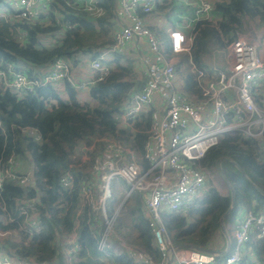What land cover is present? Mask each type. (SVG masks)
<instances>
[{"label":"built area","instance_id":"obj_1","mask_svg":"<svg viewBox=\"0 0 264 264\" xmlns=\"http://www.w3.org/2000/svg\"><path fill=\"white\" fill-rule=\"evenodd\" d=\"M103 1L2 0L0 19L7 22H36L48 16L52 4L56 6L63 3L85 12L95 20L106 13ZM112 1L114 20L118 26L112 32L111 45L99 50L98 56L91 58V77L88 80L74 81L71 64L62 57L53 59L43 71L34 74H28V67L0 61V87L25 94L34 93L37 87L66 80L77 90L89 88L110 74L109 54H122L128 44L145 39L148 53L140 54V58L143 63L142 75L146 81L140 89L129 93L120 107L118 119L122 127L131 129L136 119L149 107L151 118L144 131L147 134L143 151L146 166H140L133 155L129 160L119 163L97 156L92 168L100 179L98 199L91 186L82 185L80 188L82 201L89 204L103 221L97 249L105 256L112 254L110 234H114L113 226L119 213L116 210L108 215L106 202L112 196L111 180L119 178L128 189L124 199L133 192L139 196L142 214L160 253V260L153 262L138 247L131 248L128 253L135 264H166L167 261H170L169 264H247L244 259H255V255L246 249V245L252 237L264 238L263 212L238 209L233 218L226 221L229 248L223 252L225 246L221 250L214 246L208 247L215 250L213 253L174 244L162 221V214L186 213L205 193L208 178L215 176L222 181L216 167L206 168L199 164L208 149L217 145L222 136L240 132L257 141L262 140L264 58L255 43L238 36L228 45L229 62L225 69L213 67L208 70L196 66L190 58L193 40L191 30L198 20L212 19L213 5L211 0H192L193 15L184 25L190 31H168L170 52L173 55L183 52L189 55L188 69L193 86L183 92L176 85L175 64L162 54L160 39L144 22V15L152 13L160 0ZM62 20L63 16L58 14L55 24L62 25L63 29L71 28L68 21ZM20 34L24 35V32ZM20 130L23 135L41 142L36 128L20 127ZM106 149L113 150L117 156H122L124 151L123 146L113 142H108ZM32 176L33 167L25 158L11 154L6 160L0 161V264H48L18 255L16 248L5 242L19 239L27 244L33 234L43 228L35 199L23 197L17 201L14 216L7 209L2 195L6 181L14 182L26 190L32 183ZM71 180L72 176L65 174L61 176L60 184L68 187ZM79 248L75 242L70 253L77 252ZM114 253L118 255L121 251L115 250ZM260 264H264V256Z\"/></svg>","mask_w":264,"mask_h":264},{"label":"trees","instance_id":"obj_2","mask_svg":"<svg viewBox=\"0 0 264 264\" xmlns=\"http://www.w3.org/2000/svg\"><path fill=\"white\" fill-rule=\"evenodd\" d=\"M112 2L103 1L106 13L95 20L85 12L63 3L56 6L52 4L48 16L36 22H7L0 19V61L28 66V74H34L43 71L57 57L75 63L77 56L84 52L89 53L91 58L98 56L97 49L109 44L98 40L112 30ZM212 5V19L198 20L191 30L193 40L190 58L200 68L204 66L209 43L214 42L218 46L230 43L243 30L245 18L264 25V0H212ZM58 14L63 16L62 21L72 25L71 28L63 29L62 25L55 24ZM60 31L63 34L54 44L45 46L41 42L43 36ZM157 33L162 51L169 54L165 36L159 31ZM127 61V66L117 63V70L112 69L107 78L88 88L92 104L79 102L76 89L66 80L62 82L61 89L51 83L37 87L34 93L25 94L0 87V161L13 154L17 158H27L33 167L32 183L26 190L14 182L6 181L2 195L7 209L14 216L17 201L23 197L35 199L43 225L42 230L33 234L27 244L19 239L5 241L6 245L16 248L18 255L30 257L37 263L68 264L65 253L55 243L56 237L59 234L70 236L77 233L76 243L80 248L74 253H78L79 258L94 264L93 259L104 256L97 249L103 221L89 204L82 201L80 188L82 185L91 186L98 199L100 179L91 168L95 158L106 151V143L110 139L129 146L139 157L141 166H146L143 151L147 134L144 131L149 126L150 113L141 116V120L134 125V131L118 127L120 107L129 93L142 85V81L131 78L133 66L131 59ZM181 76H185L187 83L192 81L190 73ZM20 127L36 128L41 142L23 135ZM84 140L89 146L84 151L86 159L81 165H73L72 157L77 149H82ZM220 157L230 158L244 171L242 174L231 161L222 160L220 163L226 180L235 191L233 209L224 221H230L239 208L264 213V197L253 186L264 190V132L261 141L240 132L224 135L217 145L208 149L199 164L213 168ZM125 159L129 160V157ZM65 174L72 176L68 187L60 184V178ZM117 184L127 187L122 179L111 180L112 196L106 202L108 215H112L118 205L115 196ZM229 205L230 192L222 194L214 185H209L203 196L186 213L164 212L162 221L174 244L208 248L212 247V238L220 230V218ZM129 207L135 229V235L129 243L148 254L153 262L159 261L160 253L142 214L139 196L133 198ZM121 226L123 223L117 218L114 228L118 230ZM246 249L254 253L255 259L262 260L264 238L252 237ZM108 259L110 264H135L125 252L111 255ZM255 259L244 260L247 264H253Z\"/></svg>","mask_w":264,"mask_h":264},{"label":"crops","instance_id":"obj_3","mask_svg":"<svg viewBox=\"0 0 264 264\" xmlns=\"http://www.w3.org/2000/svg\"><path fill=\"white\" fill-rule=\"evenodd\" d=\"M179 1L180 0H160V2L157 3V6H156L155 10L152 13H150L148 15H144L143 18H144L145 24L157 36H158L157 31H159V28H160L159 26H161V24L168 25L169 26L168 27L169 28L168 31L170 29H179V30L184 31L185 33H188L190 31L189 29L184 28V25L187 23V20L190 17H192V15H193V6L190 5L189 2H187L186 5L178 4ZM159 6H162L163 8L159 7ZM175 13L177 14V17H176L177 21L172 23V14H175ZM112 22H113V26L114 25L116 26V24L114 22V17L112 19ZM172 24H175L176 27H172ZM115 26H114V29L112 28L111 32H113V30H115L117 28V26L116 27ZM111 32H110V36H112ZM62 34H63V32L60 31V32L55 33L54 35L43 36L41 38V42L44 44V41L49 40L50 36L53 39L55 37L58 40V39L61 38ZM238 36H241V37H243V38L255 43L256 46H257L258 51L260 52V54L264 58V25H260L256 20H251V19L245 18V21H244V24H243V30L238 33L237 37ZM158 38H159V36H158ZM165 39L167 41L168 48H169V35H168V33H167V36H165ZM111 43H112V38H111V40H109V44H106V45L98 48L97 52H99V50H101V49L105 50L108 46L111 45ZM45 46H50V45H45ZM146 53H148L147 42H146L145 39H141L140 41L138 40L137 43L136 42H132V43L128 44V46L125 48V50H124V52L122 54H113V53H111V54L108 55V57L110 58L109 61H110V65H111L112 69H113V67H112L113 65H115L117 67V63H119V64L121 63L122 64L124 62V59H127V60L131 59V63L132 64H133V61H136V59H137V61H136L137 64L135 65L136 67L133 64V69L137 73L136 78L139 77L138 81H142V85H141V87H142L143 84L146 81V78L142 75L143 63L141 61L140 54H146ZM162 54L166 58H170L171 59V61L175 64V68H178L180 59H182V58L186 59L187 60L186 61V66H185L186 67V71L189 70L188 69L189 55L187 53L183 52L181 54L173 55L170 52V49H169V54H165L163 51H162ZM117 58H118V60H117ZM90 60H91V58L89 57V53H87V52H84V53H81L80 55H78L77 58H76V62L75 63H73V62L68 60L70 62V64H71V76H72V79L74 81H86V80H88L91 77V72H90V69H89ZM116 60H117V63H115ZM227 66H228V64L226 65V67ZM204 67L205 66H203L202 68H204ZM212 68L213 67L207 68V69L209 70V69H212ZM225 68H219V69H225ZM187 73H189V72H187ZM187 73H185V74H187ZM176 77H177V79H176V83L177 84L176 85L183 92L188 91L192 87V85H193L192 81H188V83H187V80H186L184 85H180L179 84L180 80H179L178 75ZM131 78H133V77L131 76ZM62 82H64V80L55 82L53 84L57 85L61 89ZM141 87H139L138 89H140ZM60 91H62V90H60ZM76 92H77V99L79 100V102H81V103H90V101H92L89 98V96H88V88H84V89H80V90L76 89ZM148 108H146L144 113H142L136 119V121L133 123V128H131V129L127 128V130H129V131L130 130L131 131L135 130L134 129V125H135L136 122L141 120V116L143 114L146 115L147 113H150ZM118 126H119V128L122 127L121 124H120V120H119ZM140 126H142V124H140ZM108 142H113V143L120 144L121 146H123L121 143H118V142H116L114 140H110ZM107 143H106V145H107ZM123 147H124V151H123V155L122 156H117L116 153L113 150H107L106 149V151L101 156V158H103L104 160H108V157L110 155L111 159L116 158V160H115L116 163H119L120 161H127V159L124 160L126 157L127 158L129 157V159H130L131 155H133V158L135 157V155H137L135 153V151L132 150L129 146H123ZM104 155L106 157H104ZM105 158H107V159H105ZM25 160L29 162V160L27 158H25ZM139 165L141 166L142 164L139 163ZM92 170H93V168H91V171ZM93 173L96 174L94 172V170H93ZM118 185L119 184H117V186ZM118 187H122V186L119 185ZM93 193H94V191H93ZM123 197H124V195H123ZM129 198H132L131 195H130ZM129 212H130V207H129ZM71 236L73 237V239H72L73 241L72 242L70 241L71 242L70 247H72V245L76 242L77 233H73L72 235H70L68 237H71ZM115 237H116V233L113 234V238L114 239H115ZM111 241H112V239H111ZM112 244H113V247H112V249H110L111 252H112L111 255H116L114 253L115 250H117V251L120 250L121 253H123V252L128 253V251L131 248H135L136 247L133 244H130L129 247H126V246H124L123 241L120 242V240H118V239H115V241H113ZM68 252L70 253V251H68ZM110 256H105L104 255L103 256L104 259L100 258L101 256L100 257L98 256V257L101 259V261H104L105 259H108ZM98 257H96V259ZM106 261L107 260H105V262ZM52 264H56V263H52Z\"/></svg>","mask_w":264,"mask_h":264},{"label":"rangeland","instance_id":"obj_4","mask_svg":"<svg viewBox=\"0 0 264 264\" xmlns=\"http://www.w3.org/2000/svg\"><path fill=\"white\" fill-rule=\"evenodd\" d=\"M187 2H189V4L191 5L192 0H180L178 2V4L186 5ZM176 17H177L176 13L172 14V23L177 21ZM114 22H115V20H114ZM115 24H116V26H118V23L115 22ZM104 26L108 28L107 24H104ZM114 26L112 27L113 29H114ZM159 27H160L159 28L160 34H162L163 36H167L168 29H169L168 27L169 26L166 25V24L165 25L161 24V26H159ZM172 27H176L175 24H172ZM111 34H112V32H111ZM111 38H112V36H110V32H108V33L103 34L102 36H100L98 41H106L108 43L109 40H111ZM55 41H57V39L55 37L53 39L50 36L49 40L44 41V45L54 44ZM228 45H229V43H226L225 45H222V46H218L216 43L210 42L209 45H208V51L205 54V57H204V60H203V64L205 66L204 68L205 69L211 68V67L225 68L226 65L229 62V48H228ZM89 57L91 58L90 54H89ZM136 61H137V59H136ZM136 61H133L134 66L137 64ZM186 61L187 60L184 59V58L180 59L178 68H176V74L179 77V80H180L179 84L180 85H184L185 82H186L185 76H181V75L184 74V73L190 72V70L186 71V67H185L186 66ZM133 64H132V66H133ZM127 65H128V61H127V59H124V62L121 64V66H127ZM112 67H113V70H117L115 65H113ZM130 75L134 79L137 76V73L135 72L133 67H132ZM138 78L139 77H137L136 79L139 80ZM90 103L92 104L93 101H90ZM121 128H123V127H121ZM110 140H112V139H110ZM122 145L123 146H127V145H125L123 143H122ZM87 147H89L88 143H87L86 140H84L83 144H82V149H77L75 154H74V156L72 157L73 160H74V162L72 163L73 165H81L85 161L86 154H85L84 151H85V148H87ZM104 157H106V156L104 155ZM110 157L111 156L109 155L108 160L116 163V161H115L116 158L111 159ZM105 159H107V158H105ZM133 159L137 163L141 162L137 155H135V157ZM206 185H207L206 187H208L209 185H214L222 194H226L227 191H228L227 190L228 189L227 183L223 179L221 181L220 179H218L215 176H212L211 179L208 178L207 181H206ZM118 186L116 185L117 188H116V192H115V196L118 199V205L115 207L113 213L116 210H118L117 213H119V215L117 216V218L119 220H121V222L123 223V226L119 227L118 230H116V228H114V226H113V231H114V233H116L115 239L120 240V242L123 241L124 246L129 247V245L131 244L129 242L135 235V229L132 226V218H131V214L129 212V206L133 202V197L136 196V193L133 192L131 194L132 198L124 199L123 195H124V193L127 192L128 189H127V187H118ZM118 207H119V209H117ZM239 209L242 210V208H239ZM225 227H226V221H225ZM110 235H111L110 238L112 239V242L115 241V239L113 238V234H110ZM72 239H73L72 236L68 237L67 235L59 234L56 237V242L55 243H58L60 248H61V250L63 251V253H65V259L67 260L68 264H88V262L85 261V258H82V259L79 258L78 257V253H74L75 251H73L72 253L68 252L71 249L70 244L73 241ZM211 246H214L215 248H218L220 250L224 249L225 239H224V234L221 231V228L214 235V237L212 238ZM248 252H251V251H248ZM100 258L104 259V257H100ZM100 258L98 257L96 259L97 261L95 259H93L94 264H110L109 259H105V260H107L105 262V260L101 261ZM260 261L261 260H259V259H255L253 264H260Z\"/></svg>","mask_w":264,"mask_h":264},{"label":"water","instance_id":"obj_5","mask_svg":"<svg viewBox=\"0 0 264 264\" xmlns=\"http://www.w3.org/2000/svg\"><path fill=\"white\" fill-rule=\"evenodd\" d=\"M40 67L42 68L44 66L40 65ZM261 146H263V143H261ZM222 160H227V161H231L232 163H234L242 174L244 173V171H243V169L240 166H238L235 162H233L228 157H220L215 162V167H216L219 175L221 176V178L227 183V185H228V189L227 190L230 192V205L228 206V208L225 210V212L222 214V216L220 218V228H221V231L224 234V238L226 240L225 250L223 251V252H225L230 246V236H229V233H228V231H227V229L225 227L224 218L233 209V206H234V203H235V191L232 188V186L228 183V181L226 180L225 174H224V172H223V170H222V168L220 166V163H221ZM253 186L264 197V190L261 189L260 187L256 186V185H254V184H253ZM180 245L181 246H191V247H193V248H195V249H197L199 251L206 252V253L215 252V250H213L211 248H207V247H198V246H194V245H191V244H185V243H181ZM169 263H170V261L166 262V264H169Z\"/></svg>","mask_w":264,"mask_h":264}]
</instances>
